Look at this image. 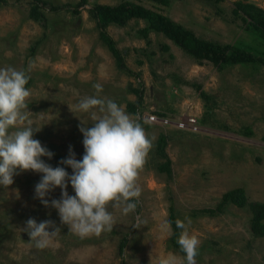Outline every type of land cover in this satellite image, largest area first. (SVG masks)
I'll list each match as a JSON object with an SVG mask.
<instances>
[{"label":"rangeland","instance_id":"1","mask_svg":"<svg viewBox=\"0 0 264 264\" xmlns=\"http://www.w3.org/2000/svg\"><path fill=\"white\" fill-rule=\"evenodd\" d=\"M29 1L6 0L0 5V68L12 66L30 76L27 110L32 127L40 129L33 138L54 153L51 160L41 159L52 167L62 166L59 162L67 157L69 146L76 159H82L78 126L82 120L91 127L92 121L89 113L73 105L97 95V83L103 86L101 98L112 99L142 120L153 146L137 181L141 195L136 211L123 215L109 205L115 225L100 236L80 238L60 223L55 209L34 198L42 174L20 172L13 184L0 186V264H119L117 244L123 233H128L123 264H160L168 253L181 256L169 245L170 234L161 229L170 203L177 220H191L188 231L200 241L197 264H264V237L251 236L246 206L227 204L213 215L199 212L213 207L234 187H242L248 201L264 202V64L215 66L196 60L160 32L150 30L143 38L138 32L146 24L142 19L108 24L106 31L126 66L139 73L143 95L135 114L126 110L125 102L134 101L131 89L137 87V79L115 66L86 10L92 4L122 0H85L77 15L40 8L44 25L28 16ZM45 1L73 5L81 0ZM129 1L160 9L198 37L264 56V41L232 11L237 0H170L167 6ZM239 1L264 9V0ZM245 127L251 134L242 133ZM159 133L166 136L170 176L155 169L162 160L154 151ZM66 171L71 175L70 168ZM67 192L75 195L70 184ZM60 195L57 187L46 199L51 202ZM29 218L37 223L51 220L61 229L51 246L37 249L29 241L21 230Z\"/></svg>","mask_w":264,"mask_h":264},{"label":"clouds","instance_id":"2","mask_svg":"<svg viewBox=\"0 0 264 264\" xmlns=\"http://www.w3.org/2000/svg\"><path fill=\"white\" fill-rule=\"evenodd\" d=\"M29 80L23 69L0 68V186L13 184V177L20 172L40 173L34 198L45 208L55 209L60 223L69 231L80 238L112 231L115 218L108 211L109 205L121 209L123 215L134 213L138 207L141 188L137 181L153 146L151 139L137 117L129 115L112 99L98 95L103 86L97 83L93 85L97 95L85 96L73 105L76 111L89 113L92 121L91 127L82 120L78 126L83 136L82 159L77 160L69 146L67 157L59 162L63 166L52 167L41 157L51 160L54 153L33 138L40 129H34L29 119ZM66 168L72 170L71 175ZM69 184L74 196L67 192ZM57 187L61 190L60 198L49 202L46 197ZM190 224V219L187 224L176 221V227L181 229L178 245L184 256L168 253L160 264H197L200 241L189 233ZM161 229L171 234V223L165 220ZM21 230L37 249L51 246L61 231L51 220L37 223L33 218Z\"/></svg>","mask_w":264,"mask_h":264},{"label":"trees","instance_id":"3","mask_svg":"<svg viewBox=\"0 0 264 264\" xmlns=\"http://www.w3.org/2000/svg\"><path fill=\"white\" fill-rule=\"evenodd\" d=\"M156 6H167L170 0H149ZM211 3H217L221 0H205ZM85 0H81L76 4H51L45 0H30L31 4L28 10V16L36 21H40L43 25L46 17L40 8L46 9L48 12H58L65 10L74 15L79 14V8ZM6 0H0V5L5 4ZM232 9L233 13L238 15L244 24V27L257 35L264 41V9L255 6L250 2L235 1ZM87 13L92 17L94 25L97 29V37L102 45L110 53L115 66L124 71L126 74L134 76L137 79V87L131 89L134 94V101H126L125 108L127 111L137 114L138 108L142 104V83L139 79V73L129 69L125 62L120 49L116 46L113 38L106 31L108 24L124 25L131 19H142L146 22L145 26L138 29L139 34L147 37V33L152 30L160 32L167 39L180 47L184 52L191 55L196 60H206L215 66H227L232 64H242L248 62H258L264 64V56L252 53L244 47L219 44L198 37L194 32L183 25L174 22L158 8L146 7L138 2L122 0L114 5L109 4H92L86 8ZM166 49V46H162ZM30 80L26 87L29 85ZM203 98H207L206 94L201 92ZM142 127L145 124L138 118ZM244 135L251 134L249 128L245 127L242 131ZM264 140V134L261 137ZM166 145V136L159 133L154 144L155 153L162 159L155 164V169L164 172L170 176V160L164 150ZM63 166V165H62ZM57 167V166H54ZM232 204L237 207L246 206L249 211L248 229L253 238L264 237V202L248 201L244 189L242 187H234L224 191L217 203L210 208L200 209V213L209 215L220 213L223 207ZM167 220L171 223V234L168 238L169 245L176 250L182 257L183 251L178 245L179 228L176 227V214L174 206L170 203L167 206ZM128 233H123L117 244V254L119 256V264H123V249L127 242Z\"/></svg>","mask_w":264,"mask_h":264},{"label":"built area","instance_id":"4","mask_svg":"<svg viewBox=\"0 0 264 264\" xmlns=\"http://www.w3.org/2000/svg\"><path fill=\"white\" fill-rule=\"evenodd\" d=\"M187 120H188L189 122H191V123L194 122V118H193V117H189Z\"/></svg>","mask_w":264,"mask_h":264}]
</instances>
